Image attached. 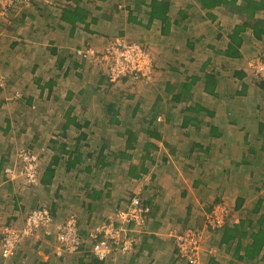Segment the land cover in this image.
Listing matches in <instances>:
<instances>
[{
	"label": "crops",
	"instance_id": "0c3cea01",
	"mask_svg": "<svg viewBox=\"0 0 264 264\" xmlns=\"http://www.w3.org/2000/svg\"><path fill=\"white\" fill-rule=\"evenodd\" d=\"M58 1L60 0H57L54 7ZM63 1L66 4L64 10H74L78 6L84 9L88 21L96 19L86 31L78 27L71 32L69 26L59 19L63 9L59 10L56 15L59 24L54 27L66 31L71 39L78 36L86 43L73 46L74 50L67 48V52H64L67 46L64 43L65 46L56 48L46 46L48 57L57 59V67L64 68V72L69 71L65 64L70 59L74 67L86 68V61L75 55L79 48L93 47L102 51L112 42L111 39L137 44L135 41L140 42L137 41L140 35L148 34V30H140L137 26L133 28L134 24L127 20L129 13H138L136 6L140 7V11L145 9L142 4H137L140 0ZM170 3L173 5L168 17L170 35L163 38L159 35L156 38L176 43L175 49L179 53L191 54L190 59L187 58L180 68L186 70L187 65L194 68L198 66V73H186L181 79L178 69L169 67L178 74L180 80L176 75L174 83L163 82V93L169 84L172 87L170 92H173L183 83L195 79L184 107L180 106L183 103L168 102L172 93L167 100H163L170 105L171 110L179 108L181 123L173 127L158 125L150 129H130L138 130L143 139L142 142L138 140L139 145H134L133 150L124 151L125 140L122 142L117 136L124 131H119L117 125H102L103 111L101 107L93 105V97L87 99L80 94L81 90L76 94L70 88L59 90L63 79L52 75L55 63L51 64L49 58H39V52L32 50L33 64L27 71L24 63L9 57L16 43L8 42L7 37L4 38L0 32V46L6 42L10 53L0 50V80L4 79L7 89L14 94L21 92L24 95L18 106H13L7 112L5 106L9 103L6 96L11 93L0 95V245L1 230L4 227H20L26 214L32 209L45 207L55 224L72 215L76 218L79 229H89L104 221L112 208L126 209L132 198H138L147 214L143 226L128 227V232L132 229L136 234L134 251L127 256H112L105 264H181L175 258L173 233L189 224L200 227L203 220L199 218V209L219 196L227 201L230 211L222 230L226 228L232 234V230L239 227L246 235L239 239L241 249L235 251L238 241L236 238L228 239V236H223V231L207 233L201 243V263L264 264V243L252 258L244 255L242 249L252 243L253 234L264 230V202L259 203L264 198L262 183L254 184L255 177L251 179L249 176L252 173L246 172L242 175L238 192V187L228 192L225 188L221 192L215 191L218 185L221 186L216 184L217 180L220 178L222 181L230 173L228 168L231 164H241L243 160L246 162L249 159L255 161L256 156H261L260 146L264 149V116L263 109H259L264 106V93L259 88V83L253 81L251 76L247 77L245 70L240 68L246 56L251 53L259 50L264 55V50L260 48L264 46V39L256 40L246 31L238 49L240 57H226L224 52L230 42L229 35L235 26L242 23L243 15L236 14L233 7L223 3L212 9L203 8L198 0H170ZM236 4L238 7L242 6L240 0ZM40 12L34 10L32 14L36 19L34 25L40 28L41 22L45 26L41 35L49 37L47 42H52L53 24L46 19L40 20ZM254 18L264 19V12H257ZM159 26L157 22L152 29L153 33L148 36L158 34L157 30L161 29ZM177 50L175 51L178 52ZM62 53V58L58 60ZM98 62L100 65L105 63L100 60ZM44 67L48 76H42L39 71ZM99 67L109 69L108 64L105 69L103 66ZM186 68L188 71L189 67ZM243 74L246 75L242 77ZM207 76L211 78L208 80ZM103 78L97 80L98 84L102 83ZM205 82L213 86L212 94L203 91ZM58 91L65 92L62 101L68 104L62 113V119L55 122L53 112L44 111ZM40 99L47 104L35 110ZM253 101L256 102L255 105ZM15 104L17 102L13 103ZM248 105L247 112L245 109ZM186 108L191 111L184 112ZM38 110L41 114L37 113ZM201 112L203 115L198 116ZM168 115L170 118L176 116L173 113ZM186 118L189 123L183 125ZM67 120L73 123L66 124ZM20 132L25 134L23 139L16 135L12 138V133ZM146 132H154L156 136L149 137ZM147 144H152L153 147L146 148ZM77 148L81 154H72ZM253 149L256 152L254 156L251 151ZM20 150L29 152L37 159L40 179L34 190H30L29 187L33 186L26 180L20 177L15 179L9 173H18L20 169ZM119 150L125 153V158L118 159L116 154ZM88 152H92L90 159L86 157ZM53 159H57L56 162ZM130 166L134 170H130ZM238 168L239 171L231 174L235 176L244 172L242 166ZM219 175L221 177H217ZM199 179L202 183L193 185ZM262 179L261 176L256 181ZM221 188L223 189L222 186ZM56 250L57 245L51 237L27 239L23 241L14 260L16 264H78L80 260L82 264L101 262L92 256L86 246L71 255L60 256ZM235 255L241 259H237ZM0 264L9 262L0 258Z\"/></svg>",
	"mask_w": 264,
	"mask_h": 264
},
{
	"label": "rangeland",
	"instance_id": "374dc122",
	"mask_svg": "<svg viewBox=\"0 0 264 264\" xmlns=\"http://www.w3.org/2000/svg\"><path fill=\"white\" fill-rule=\"evenodd\" d=\"M64 6H66V4H65V1H63V0L58 1V4L56 5V7L48 6L45 3H43L42 0H31L28 3L16 4L11 9L10 13L7 16H0V25H1L0 32H2V36L4 38L7 37L6 39L8 42H11L12 44L16 43V45L13 46V49L11 50V54L8 52L9 48L7 49L6 42L4 43V45L0 46V50L1 51H7L8 54H10V56L9 55L8 56L9 57L12 56L11 57L12 60L15 58L16 61L18 60L20 63L21 62L24 63V65L27 68L26 69L27 71H29L28 68L31 66V64H33L32 56L34 53L32 50H35L36 52L38 51L39 54L42 56H44V55L47 56V57H45V56L41 57L40 55H38L39 58H43V59L49 58L48 57V48L46 47L48 45H50V47L53 46V48H56L59 46L60 47L65 46L64 44H67V46L64 49V52H67V48L69 50L71 48H73V50H74L75 47H73V46L81 45V43L84 40L81 37L79 38L78 36H74L71 39L69 36L66 35V33H67L66 31L62 30L60 27H54V26H58L55 24H59L56 15H58L59 10H62L64 8ZM34 10H37L38 12L41 11L40 14H42V16L40 17V20L46 19V21L48 23L53 24V26H52L53 30L51 32L54 33L53 37H52V38H54V40H52V42H47L49 37L41 35V31L45 30V26L42 25L41 22L39 23L40 28H38L34 25L35 24L34 21L36 20L34 18V15H32ZM30 26H33V27L30 28ZM27 31H32V33L29 34ZM38 32H39V34H38ZM51 32H49V33H51ZM76 34H79V32H77ZM158 36H159L158 34L150 35V37H151L150 42L148 41L147 44H145V43L142 44V46L153 57V60H154V61L151 60L152 61V72H151L152 75H151V79H150L149 84L146 86L134 84V82L136 83V81H134L133 79H130L128 82H126V83L131 85V86L128 85L129 87H127V88H125L126 83H120L116 86L110 85V84H104L106 82V80H105L106 77L108 80L109 69L103 70L99 66H103L105 69V67L107 66V63L100 65L101 63L99 64L98 61L94 62L93 60H87V61L85 60L87 63L86 68L84 67V68L78 69V68L73 66L72 60L70 59L69 63L65 64L68 67L69 71L64 72V68H58L57 67V65L59 64L56 61L57 59L52 60L51 58H49L51 60V64L55 63V68H53V69L51 68L53 71L52 75L53 76L54 75L60 76L63 79V82H62L61 86L59 87V90L65 89V88H70V89H73L75 91V94H76V92H79V90H81L80 94L82 96H84V97L86 96L87 99L91 98V97L94 98V101H93L94 106H98V107L102 108L103 104L106 105L109 102L112 103L113 100L117 104H119L120 105L119 106L120 111H121L119 114V119H118L119 124L117 125L119 128V131H125V130H129L132 128L133 129H139V130L147 129V128L150 129L151 127L158 126V125H160L161 127H162V125H166V126L170 125L172 127L175 125L178 126L181 123V118H180V115L178 113L179 108L177 107L175 109V111H173L170 109V105L167 102H162L161 108L156 107L155 109H153V108H151L152 98L154 97L156 92H159V94L161 95L163 100L164 99L167 100V97L171 93V92H165V93L162 92L163 91V82L164 83L165 82L171 83V82H173V80H175V81L177 80L176 75L178 77V74L171 71L169 67L177 68L179 71V74H180V78L183 79L182 77L184 75H186V73L190 74V75L198 73V68H197L198 66H196V68H194L192 66L187 65V66H185L186 70H184L183 68H180V66H183L181 64H183L188 59H190L191 54H189L188 52L187 53H179V51L177 49H175L176 43L172 44L171 42L168 43L166 41L157 40L156 37H158ZM83 43L86 44L85 42H83ZM178 43H180V42H178ZM89 44H91V43H89ZM101 44H103V43H101ZM138 46L142 47L141 44ZM260 48H262L264 50V46H261ZM175 50H177L178 52H176ZM262 53H263V51L258 50L257 52H253L250 55L246 56V58L243 62V65H241L240 68L245 70V72L247 74V75L246 74L245 75L247 77L252 76L251 73H248L249 71L246 69L247 60L250 58H254L256 60L264 62V55H261ZM62 55H63V53L59 54L58 60L62 58ZM204 56H205V54L202 55L203 58H204ZM48 64H50V63L48 62ZM24 65H23V68H24ZM46 66H51V65H46ZM45 67L43 69H39L40 73H42V76H48L49 75V73L47 71H45L46 70ZM186 67H189L188 71H187ZM231 68H235V67H231ZM212 72H215V70ZM229 72H231L230 69H229ZM102 77H104L103 80L101 79L102 83L99 82V84H98L97 80L99 78H102ZM173 77H175V79ZM180 78L178 80H180ZM4 81H5L4 79L0 80V84H1L0 95L3 93H11L10 96H6L7 102L9 103L7 106H5V111L7 112L8 110H12L13 106H14V108H16L18 106V102H20L21 98L24 99V95H21V92L15 93V94L13 93V91L11 92V90L9 88L7 89L8 86ZM253 81H255V80H253ZM116 87L119 88L118 91L114 89ZM171 89H172V87L170 86V90ZM64 93L65 92H62V91L59 92L58 91L57 95L54 96V100L52 102L49 101L51 104H49L48 107L44 111V112H51L52 111L55 122H58L59 120L62 119V113L66 110V107L68 104V103L62 101V97H63ZM14 102L15 103L17 102V104L13 105ZM253 102L255 105L256 102L255 101H253ZM46 104H47V102H43L41 99L38 100L36 103L37 108H35V110L41 109L42 107H45ZM126 105H130L128 107V109H127ZM180 106L184 107V104L180 105ZM135 108H136L135 118H131L130 115H131L133 109H135ZM248 109H249V105H248V108H246L245 110H247V112H248ZM39 112H40V110H38L37 113L41 114ZM168 113L175 114L176 115L175 118H172V117L170 118L169 117L170 115H168ZM201 115H203V112H201L198 116H201ZM246 116H247V114H246ZM1 117L2 116L0 114V118ZM165 119L167 120V122H165ZM202 121L205 122L204 120H202ZM106 122L102 120V125L107 126L108 124ZM238 123L243 124L242 122L241 123L238 122ZM2 124H3V122H2ZM16 127H17V124H16ZM18 129H19V125H18ZM15 135L19 139H23L25 136V134L24 133L21 134V132L19 134H13L12 133V138H15ZM112 137L114 138V136H112ZM117 148L120 149L119 144H117ZM20 152H23V150H20L19 154H20ZM30 155L35 157L32 154H30ZM10 173H12V172H10ZM13 178L18 179L19 176H17V174H14ZM20 178H23V177H20ZM23 179L25 180V178H23ZM37 181H38V179H37ZM29 185L33 186V187H29L30 190H34L36 188L35 186H38V183L36 185H32V184H29ZM140 204H141V206H143V203H141V201H140ZM201 207L202 208L199 209V211H200L199 218L203 220V223H204V221L211 223L212 219L214 218V214L217 212L220 213V211H221V208H219V207L214 208L215 211L214 210H208V209H210L208 206H201ZM115 208L116 207L112 208L111 209L112 211L110 210L111 212L109 211L110 214H113L112 212ZM64 220L65 219L60 220L57 223L59 224L60 222H63ZM79 231H80V233L84 234L85 232L88 231V228L79 229ZM130 234L132 235L133 239L136 240V234L134 235V233L132 232V229L130 230ZM201 243H202V241H201ZM201 243H200V247H199V251H198L199 255H200ZM174 249L176 250L175 245H174ZM174 253H175V251H174ZM116 256L120 257L122 255H115L113 257H116ZM175 258L178 261H180V259L178 257H176V255H175ZM4 261L9 262V264H16L17 263L14 259L4 260ZM107 262H109V260L105 261V263H107ZM180 263H181V261H180Z\"/></svg>",
	"mask_w": 264,
	"mask_h": 264
},
{
	"label": "built area",
	"instance_id": "2783aa9c",
	"mask_svg": "<svg viewBox=\"0 0 264 264\" xmlns=\"http://www.w3.org/2000/svg\"><path fill=\"white\" fill-rule=\"evenodd\" d=\"M31 0H0V16H7L11 9L19 3H28ZM57 0H42L48 6H53ZM75 55L82 60L103 61L108 64V82L115 83L123 77H128L138 82H148L152 75V61L150 54L137 44H127L121 40L108 43L102 51L93 47L79 48ZM264 62L250 58L247 60L246 68L251 75L264 79ZM142 81V82H143ZM1 86V84H0ZM21 163L18 173L19 177L32 185L38 183L37 159L27 152L18 155ZM220 213L214 214L212 222L207 224L212 230L220 228L228 215V209L223 206ZM216 208V207H215ZM214 210V209H213ZM146 209L141 206L137 198L130 200L126 209L116 207L101 223L88 229L85 237L91 244L90 253L101 261H107L115 255L126 256L132 251L133 237L128 232V227L143 226L145 223ZM215 211V210H214ZM54 239L58 255H71L77 253L83 243L79 232L77 220L74 216H68L63 222L54 223L50 212L44 207L36 208L26 214L20 227H4L1 230L0 258L12 260L21 249L23 241L27 239L40 240L42 237ZM41 237V238H40ZM174 245L178 258L186 264H200L199 247L202 241L200 232L185 229L173 233Z\"/></svg>",
	"mask_w": 264,
	"mask_h": 264
},
{
	"label": "trees",
	"instance_id": "16d2710c",
	"mask_svg": "<svg viewBox=\"0 0 264 264\" xmlns=\"http://www.w3.org/2000/svg\"><path fill=\"white\" fill-rule=\"evenodd\" d=\"M198 1L201 2V5L205 9L215 8V7L221 6V4L223 3L224 5H227L231 8L233 7V10L236 12V14L240 13L241 16L243 15L242 23L240 25L235 26L233 31L229 35L230 42H229L227 49L224 52V55L226 57H234V58L240 57V54L238 53V49L241 46L243 36H244L246 31H249L251 33L252 37L256 40L264 39V19L263 18L262 19L254 18V15L257 12H260V11L264 12V0H240L242 3V6H240V7H238L236 4L238 0H226V1L225 0H198ZM137 4H142L141 6H144L145 9L143 11H140V7L136 6L138 13H134V12H133L134 14L129 13L127 20H128V22H131L132 24H134L133 28H136V26H137L140 30H142V29L148 30V34L140 35L138 40H137L140 42L138 43L135 41V43H137L139 45L140 44L142 45L144 43L147 44V42H148L147 39H150V36H148V35L153 33L152 29L155 27V24L157 22H159V24H160L159 28H161V29L157 30L158 35L162 36V38L170 35L169 34L170 33V22H169L168 17H169V11H170L171 7L173 6L170 3V0H140ZM53 6H55V4ZM59 19L69 26L71 32H74V30H76V28H78V27H81L84 31H86L88 26L96 21V19H90V21H88L86 12L84 11V9H82L78 6H76L74 10H68V9L64 10L63 9L61 11L60 16H59ZM111 41H113V40L111 39ZM127 42H129V41H127ZM130 42H131V40H130ZM109 43H111V42H109ZM127 44H133V43H127ZM142 48L145 50V48L143 46H142ZM151 60L154 61L152 56H151ZM248 73H250V71ZM237 75L239 76V74H237ZM244 76H245V74L242 75V77H244ZM210 78H211V76H207L208 80ZM251 78L253 80H255V82L259 83L258 86L261 90H263V93H264V79L260 80L254 76H251ZM105 80H106V82L104 84H110V85L116 86L120 83L128 82L129 78L128 77L120 78L115 83L108 82L107 77ZM193 80L195 81V79H192L186 83H183L178 88H176V90L171 92L172 97L168 102H170V103H172V102L173 103H183V104L186 103V101H188V98H189L188 97L189 91L195 83ZM142 81L143 80H139L136 83L134 82V84L146 86L150 82V81H148V82H144V81L142 82ZM208 84H209V82L204 83L203 91H205V92L209 91V93L212 94L213 93L212 92L213 86L212 85L210 86ZM128 85H130V84L126 83L125 88L129 87ZM170 86L171 85L169 84V85H167V87H165L166 92H170ZM114 89L118 91L119 88L116 87ZM0 90H1V86H0ZM242 91H244V90H242ZM243 93H240V95H243ZM162 102H163V98L161 97L159 92H156L154 97L152 98L151 108H153V109H155L156 107L161 108ZM119 106L120 105L117 104L114 100L112 103L109 102L106 105L103 104L102 108H101L103 111V119L102 120L105 122L107 121L106 122L107 124L118 125L119 124V120H118L119 114L121 112ZM129 106L130 105H126L127 109ZM259 109H263L262 111H263V116H264V106L260 107ZM185 111H191V109L186 108V109H184V112ZM134 114H136V108L133 109V111L130 115L131 118H135ZM188 121L189 120L186 118L183 125H188V123H189ZM68 123H73V122H71L70 120L68 122V120H67L66 124H68ZM75 125H77V124H75ZM146 134L149 137L156 136V134L154 132H146ZM262 135H264V133ZM117 136H119V139L122 142L125 140L124 151L133 150L136 145L137 146L139 145L138 140L140 142H142V140H143L140 138L141 134L139 133L138 130L131 131L129 129V130H126L124 132H119L117 134ZM86 147H87V145H86ZM145 147L146 148L147 147L152 148L153 145L147 144ZM251 151L253 152L252 156H254L256 154V152H254L255 149H253ZM74 152L81 154V152H80V150H78V148L75 149L72 152V154ZM259 152H260L261 156H256L255 161L249 159V160H246V162H245V160H243V162L241 164H237V163L231 164L230 168H228V169H230L229 170L230 173L227 174L228 178H227V176L223 177L224 179L222 181H220V178H219L217 180V183H216V184H220L223 187V189L221 188V186L218 185V187L215 189V191L221 192L222 190L224 191V188H225V189H227L225 191L228 192V191H232V190H234V188L238 187L237 188V192H238L240 190V187H241L239 185H241L242 175L245 174L246 172L252 173L251 176H249L251 179H253L255 177L254 178V184L255 183L261 184L262 183L261 185L264 187V180H263L264 179V149L261 146H260ZM83 153L84 152H82V154ZM91 153L92 152H88L86 154V157L90 159ZM124 155H125V153L121 152V150H119L118 154H116L118 159H120L121 157L125 158L126 156H124ZM69 157H71V155ZM53 160H54V162H56L57 159H53ZM99 166H100V164H99ZM239 166L243 167L244 172H242L241 174L235 175V176L233 174H231L233 171L234 172L239 171V168H238ZM49 167H51V166H49ZM131 167L132 166H130L129 169ZM38 169H39V167L37 165V176L39 177ZM130 170H134V168H131ZM222 176H223V174H222ZM261 176L263 178L262 181H256V180L260 179ZM217 177H221V176L219 175ZM39 179L40 178H38V184H39ZM201 183H202L201 179H199L193 185L197 186L198 184H201ZM227 196H228V194H227ZM262 202H264V198L259 203H262ZM206 206H208L210 208L208 210H213L217 206H223L226 209H228V215L230 213L228 203L219 196H217V197L215 196L212 201H210L209 203L206 204ZM146 214H147V211H145V213L143 215L145 216ZM228 215H227V217H228ZM227 217L225 218V220L227 219ZM262 222H264V218H262ZM145 223H146V218H145ZM224 223H225V221H224ZM224 223L222 224V226L220 228L212 230L211 227L207 224V222L204 221V223L201 226L199 225L200 227L191 226L189 224L188 226L187 225L184 226V228H182L180 231H184L185 229L190 228L196 233L200 232L202 239H204L205 235L209 232L215 233V232H220V231L222 232L223 231V236L224 235H225V237L228 236L227 237L228 239L236 238L238 240L237 244H236L235 251L237 249L240 250L241 246H240V244H238L239 239H242L246 235L245 232L240 231L239 227H236L235 229L232 230V232H231L232 234H230V232L226 228H224L222 230ZM240 228H242V226ZM80 235L82 237L83 243H82L79 250H82L83 246L88 247V249L90 250L91 244L88 242V240H86V237H85L86 234L80 233ZM251 239H252V243L249 245H246L244 248H242L244 250V255H246L248 258H252L263 247L264 230H259L256 235L253 234ZM133 241H134V243H133L132 251L129 252L127 255L131 254L134 251V248H135L137 241L135 239H133ZM224 242L229 243V241H224ZM175 253H176V250H175ZM175 255H176V257H178L177 254H175ZM236 258L241 259V257H237V256H236ZM199 259H200V264H202L200 255H199ZM180 261L182 264H186L185 261H182V260H180ZM102 263L105 264V261L96 262V264H102ZM78 264H82L81 260L78 262ZM91 264H93V263H91Z\"/></svg>",
	"mask_w": 264,
	"mask_h": 264
}]
</instances>
